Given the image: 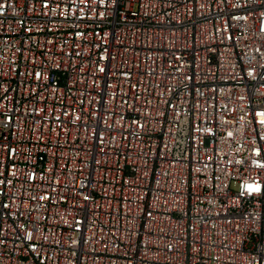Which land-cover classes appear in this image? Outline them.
I'll use <instances>...</instances> for the list:
<instances>
[{"label": "built area", "instance_id": "built-area-1", "mask_svg": "<svg viewBox=\"0 0 264 264\" xmlns=\"http://www.w3.org/2000/svg\"><path fill=\"white\" fill-rule=\"evenodd\" d=\"M0 264H264V0H0Z\"/></svg>", "mask_w": 264, "mask_h": 264}]
</instances>
